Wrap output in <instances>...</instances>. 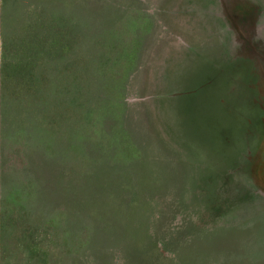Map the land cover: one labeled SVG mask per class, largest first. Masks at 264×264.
Wrapping results in <instances>:
<instances>
[{
    "label": "rangeland",
    "instance_id": "374dc122",
    "mask_svg": "<svg viewBox=\"0 0 264 264\" xmlns=\"http://www.w3.org/2000/svg\"><path fill=\"white\" fill-rule=\"evenodd\" d=\"M6 1L0 264H264V0Z\"/></svg>",
    "mask_w": 264,
    "mask_h": 264
},
{
    "label": "trees",
    "instance_id": "16d2710c",
    "mask_svg": "<svg viewBox=\"0 0 264 264\" xmlns=\"http://www.w3.org/2000/svg\"><path fill=\"white\" fill-rule=\"evenodd\" d=\"M7 1L5 2L6 4L8 3ZM34 188V184L32 183L28 185V188L25 192L12 191L8 193V195H6V197L4 198L2 213L0 217V241L3 244V251H6L10 248V245L8 244L10 236L7 233L9 227H14L20 224L29 225L31 223L32 212L29 209L30 201H27V199L32 197ZM26 195L28 196V198H25ZM46 223L49 226H52L56 232H59L61 230L60 226L63 224V220L58 217H49V220L43 222V224ZM60 234L61 233H59L58 235L61 236ZM64 246L66 250L69 249L68 245ZM46 264H57V261H54L52 257Z\"/></svg>",
    "mask_w": 264,
    "mask_h": 264
}]
</instances>
